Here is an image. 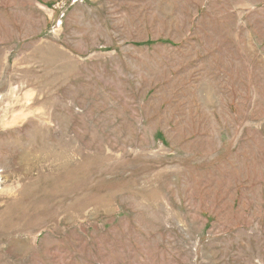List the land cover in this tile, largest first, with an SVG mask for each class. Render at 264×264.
<instances>
[{
    "label": "rangeland",
    "instance_id": "rangeland-1",
    "mask_svg": "<svg viewBox=\"0 0 264 264\" xmlns=\"http://www.w3.org/2000/svg\"><path fill=\"white\" fill-rule=\"evenodd\" d=\"M0 264H264V0H0Z\"/></svg>",
    "mask_w": 264,
    "mask_h": 264
}]
</instances>
